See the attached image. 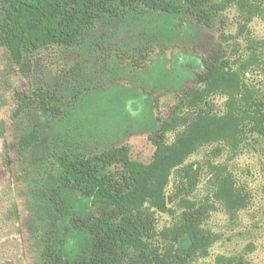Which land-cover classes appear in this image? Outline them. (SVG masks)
Listing matches in <instances>:
<instances>
[{
	"label": "rangeland",
	"instance_id": "rangeland-1",
	"mask_svg": "<svg viewBox=\"0 0 264 264\" xmlns=\"http://www.w3.org/2000/svg\"><path fill=\"white\" fill-rule=\"evenodd\" d=\"M169 1L179 12L135 5L105 14L74 45L29 53L0 46V264H50L52 251L90 250L93 236L73 227L69 217L92 222L108 205H92L70 186L53 193L56 204L37 206L32 200L31 193L48 191L45 179L58 171L59 146L78 157L127 146L133 159L151 162L155 146L149 135L160 127L158 117L169 118L184 91L201 86L198 76L207 59L228 60L264 95V14L245 24L232 5L213 10L206 27L188 14L186 0ZM258 2L264 9V0ZM22 98L27 106L20 110ZM226 100L212 99L219 115ZM42 101L55 115L45 113ZM33 128L39 142L22 154L19 139ZM174 137L170 133L169 141ZM218 145L223 151L214 155ZM189 161L204 168L192 198L216 204L206 226L222 234L200 263L234 264L243 256L248 264H264V137L247 134L237 146L208 144ZM223 176L249 193L244 209L230 213L215 196ZM172 191L171 183L167 192ZM173 221L170 212L157 213L158 230Z\"/></svg>",
	"mask_w": 264,
	"mask_h": 264
},
{
	"label": "trees",
	"instance_id": "trees-1",
	"mask_svg": "<svg viewBox=\"0 0 264 264\" xmlns=\"http://www.w3.org/2000/svg\"><path fill=\"white\" fill-rule=\"evenodd\" d=\"M0 46L19 53H29L51 44L74 45L105 14H117L120 8L144 5L153 10L179 12L169 0H0ZM188 14L203 26L210 27L213 10L236 5L251 22L263 16L258 0H186ZM242 71L228 60L207 59L205 71L198 76L200 87L184 91L175 111L167 119L158 117L159 128L149 138L155 152L149 163L133 159L127 146L109 149L89 157H78L59 146L56 152L58 171L48 174V191L31 193L35 205L50 200L60 186H70L90 199L92 205L106 204L109 211L88 221L69 217L76 229L93 236L90 250L59 254L54 251L50 264H201L222 234L206 226L217 209L213 201L192 198L201 180L203 164L189 161L201 147L212 143L237 146L244 135L264 137V95L257 94L243 79ZM21 94V93H20ZM227 98L225 113L219 115L213 97ZM19 96V95H18ZM27 96V95H25ZM21 98V97H19ZM28 98H30L28 96ZM25 106L22 98L19 109ZM45 113L54 110L42 101ZM175 137L169 141V134ZM37 128L19 139L18 151L28 155L39 142ZM223 146L212 149L219 155ZM215 196L230 213L244 209L249 193L229 177ZM172 183L173 191L167 192ZM180 207V211L176 206ZM170 212L174 221L157 229V213ZM162 241L156 244V241ZM51 245L47 244V248ZM118 252L113 253V249ZM234 264H248L241 256Z\"/></svg>",
	"mask_w": 264,
	"mask_h": 264
}]
</instances>
